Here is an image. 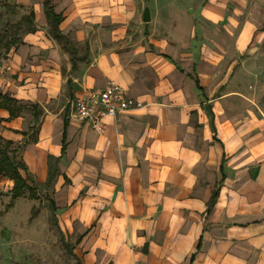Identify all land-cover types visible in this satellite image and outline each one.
I'll return each mask as SVG.
<instances>
[{
    "label": "crops",
    "instance_id": "obj_1",
    "mask_svg": "<svg viewBox=\"0 0 264 264\" xmlns=\"http://www.w3.org/2000/svg\"><path fill=\"white\" fill-rule=\"evenodd\" d=\"M245 4L52 0L78 47L73 65L44 0H0V31L30 11L35 24L0 57V93L29 107L14 118L0 107V136L20 144L30 182L80 238V264H264V110L248 97L245 57L264 30L242 21ZM108 81L141 106L98 130L71 102ZM12 185L0 175L2 218L12 203L37 206L39 197L12 200ZM3 222L0 264H19L5 254L18 253L25 226Z\"/></svg>",
    "mask_w": 264,
    "mask_h": 264
},
{
    "label": "rangeland",
    "instance_id": "obj_2",
    "mask_svg": "<svg viewBox=\"0 0 264 264\" xmlns=\"http://www.w3.org/2000/svg\"><path fill=\"white\" fill-rule=\"evenodd\" d=\"M244 1L246 7H242L246 13L240 14L242 21L247 16L251 21L262 23L264 30V0ZM183 22L187 23V20L184 19ZM247 56L250 57L247 62L249 77L247 84L250 90L248 97L264 110V38L256 54H246L245 57ZM38 193L40 195L36 200V205L39 207V213L34 222L27 218L32 214V208L29 207L28 202L21 205V202L15 204L11 200L12 205L8 210L5 207L4 217H0L4 225L25 226L23 237H19V243L14 245L18 253L11 254L8 251L5 254L9 263L17 259L19 264H80V259L73 252L76 242L75 235L70 237L60 226L50 205L48 192L42 188ZM12 239L7 238L8 241Z\"/></svg>",
    "mask_w": 264,
    "mask_h": 264
},
{
    "label": "trees",
    "instance_id": "obj_3",
    "mask_svg": "<svg viewBox=\"0 0 264 264\" xmlns=\"http://www.w3.org/2000/svg\"><path fill=\"white\" fill-rule=\"evenodd\" d=\"M45 14L50 26L51 34L59 40L63 47L72 54V63L75 64L74 53L77 52L78 47L73 44L70 39L64 35L60 29V23L63 20V14L57 13L53 9L52 0H44ZM34 12L30 11L27 15H23L16 22H7L3 29L0 31V57L8 52V50L19 42V35L23 32H31L35 30L34 24ZM0 107L6 108L10 116L14 118L20 114L23 109H29L27 105H22L20 101L9 95L0 93ZM34 109V124L30 126L29 131L37 134L36 124L39 121L40 112L35 111V105L31 106ZM28 132H25L26 136ZM27 142V141H26ZM21 146L11 139L0 136V175H3L13 181L11 192V199L15 200L21 196H28L30 198H38V187L39 185L30 182L27 175V166L21 158L20 152ZM217 193L215 192L210 205L216 199ZM50 205L53 210L56 206L53 201H50ZM39 213V207H32V214L30 219H33ZM80 238L76 239L78 243Z\"/></svg>",
    "mask_w": 264,
    "mask_h": 264
},
{
    "label": "built area",
    "instance_id": "obj_4",
    "mask_svg": "<svg viewBox=\"0 0 264 264\" xmlns=\"http://www.w3.org/2000/svg\"><path fill=\"white\" fill-rule=\"evenodd\" d=\"M71 106L72 114L78 120L89 121L94 128L101 130L105 117L140 107L141 103L126 96L116 82L108 81L103 88L86 91L73 100Z\"/></svg>",
    "mask_w": 264,
    "mask_h": 264
},
{
    "label": "water",
    "instance_id": "obj_5",
    "mask_svg": "<svg viewBox=\"0 0 264 264\" xmlns=\"http://www.w3.org/2000/svg\"><path fill=\"white\" fill-rule=\"evenodd\" d=\"M151 19V16H150V9H149V6L146 5L144 7V11H143V20L144 21H150Z\"/></svg>",
    "mask_w": 264,
    "mask_h": 264
}]
</instances>
